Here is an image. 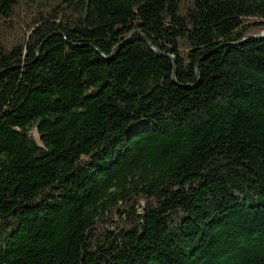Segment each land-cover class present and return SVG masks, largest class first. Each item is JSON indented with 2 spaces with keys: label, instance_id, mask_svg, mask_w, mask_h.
Here are the masks:
<instances>
[{
  "label": "trees",
  "instance_id": "trees-1",
  "mask_svg": "<svg viewBox=\"0 0 264 264\" xmlns=\"http://www.w3.org/2000/svg\"><path fill=\"white\" fill-rule=\"evenodd\" d=\"M261 34L264 0H0V264H264Z\"/></svg>",
  "mask_w": 264,
  "mask_h": 264
},
{
  "label": "water",
  "instance_id": "water-1",
  "mask_svg": "<svg viewBox=\"0 0 264 264\" xmlns=\"http://www.w3.org/2000/svg\"><path fill=\"white\" fill-rule=\"evenodd\" d=\"M260 37H264V34H261L260 35ZM173 61H174V63H175V60H174V58L172 57V56H169ZM199 74H198V71H197V76H198ZM176 68L174 67V70H173V75H172V79H173V81H174V83H176L177 84V82H176Z\"/></svg>",
  "mask_w": 264,
  "mask_h": 264
}]
</instances>
